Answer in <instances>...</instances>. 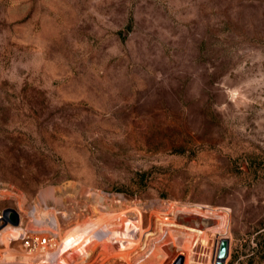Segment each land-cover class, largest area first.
I'll return each mask as SVG.
<instances>
[{"label":"rangeland","instance_id":"obj_1","mask_svg":"<svg viewBox=\"0 0 264 264\" xmlns=\"http://www.w3.org/2000/svg\"><path fill=\"white\" fill-rule=\"evenodd\" d=\"M7 209L0 264H264V0H0Z\"/></svg>","mask_w":264,"mask_h":264},{"label":"built area","instance_id":"obj_2","mask_svg":"<svg viewBox=\"0 0 264 264\" xmlns=\"http://www.w3.org/2000/svg\"><path fill=\"white\" fill-rule=\"evenodd\" d=\"M4 212L5 210L3 212H0V221L3 219ZM57 215L59 214L49 215L42 218H37L32 215L29 216L28 224L30 223V228H20L21 234L15 240H24L25 246L30 250V252L35 251L36 253L41 254V257L52 259V257L55 256L58 250V246L62 236V220L59 221ZM101 236L96 235L93 237L101 238ZM49 261L52 262L53 259Z\"/></svg>","mask_w":264,"mask_h":264},{"label":"water","instance_id":"obj_3","mask_svg":"<svg viewBox=\"0 0 264 264\" xmlns=\"http://www.w3.org/2000/svg\"><path fill=\"white\" fill-rule=\"evenodd\" d=\"M9 224L12 227L19 225V215L13 209H7L4 212L3 219L0 221V228ZM229 251V242L227 239H222L219 243L217 256L214 264H225ZM184 258L180 256L173 264H183Z\"/></svg>","mask_w":264,"mask_h":264},{"label":"bare ground","instance_id":"obj_4","mask_svg":"<svg viewBox=\"0 0 264 264\" xmlns=\"http://www.w3.org/2000/svg\"><path fill=\"white\" fill-rule=\"evenodd\" d=\"M208 219L210 220L211 223H207V221H205L204 219H198V220L201 221V222H204L203 223V226H206L209 229H214V228H217V227H219L221 225V222H222V217L221 216H211V218H208ZM96 232H97V230L93 231L92 232L93 233L92 235L94 236ZM75 242L73 244L70 243L69 246H71V248H73L74 247L73 245L75 244ZM80 244H82V240H81ZM62 247H63L62 246V240H60V243H59V246H58V250H57L55 256L52 257V259H53L52 262L53 263L56 260H59L60 258H62L63 256H65L64 253H63V248ZM41 258H44L45 259L43 264H50V261L49 260H52V259H48L46 257H41ZM0 262H1V259H0ZM19 264H21V263H19Z\"/></svg>","mask_w":264,"mask_h":264}]
</instances>
